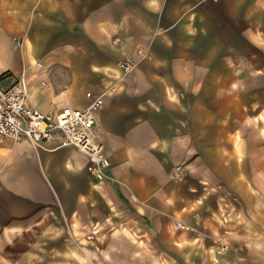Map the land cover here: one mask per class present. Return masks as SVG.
Listing matches in <instances>:
<instances>
[{
  "label": "crops",
  "instance_id": "0c3cea01",
  "mask_svg": "<svg viewBox=\"0 0 264 264\" xmlns=\"http://www.w3.org/2000/svg\"><path fill=\"white\" fill-rule=\"evenodd\" d=\"M23 77L45 113L118 82L111 166L0 138V264H264V0H0V85Z\"/></svg>",
  "mask_w": 264,
  "mask_h": 264
},
{
  "label": "built area",
  "instance_id": "2783aa9c",
  "mask_svg": "<svg viewBox=\"0 0 264 264\" xmlns=\"http://www.w3.org/2000/svg\"><path fill=\"white\" fill-rule=\"evenodd\" d=\"M17 41L21 43V39ZM38 65L43 66V63L39 61ZM121 66L127 73L134 67V63L123 61ZM118 85V82L109 85L97 95L88 92L91 100L85 107L65 105L48 113L28 104L30 90L24 77L10 87L0 85V138L29 140L33 144L42 145L59 131L61 143L84 152L88 156V171L102 180L107 176L111 160L96 130L97 112Z\"/></svg>",
  "mask_w": 264,
  "mask_h": 264
}]
</instances>
